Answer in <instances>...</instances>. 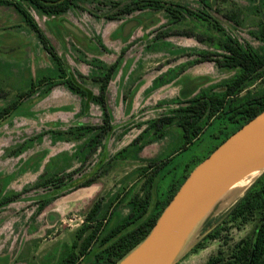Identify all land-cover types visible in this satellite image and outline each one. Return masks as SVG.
<instances>
[{
    "label": "rangeland",
    "instance_id": "rangeland-1",
    "mask_svg": "<svg viewBox=\"0 0 264 264\" xmlns=\"http://www.w3.org/2000/svg\"><path fill=\"white\" fill-rule=\"evenodd\" d=\"M8 1L32 15L66 76L93 95L99 96L105 73L119 64L106 95L112 128L104 132L101 104L87 102L60 79L40 86L46 75L57 78L58 63L22 15L0 4V264H62L96 201L98 219L108 213L111 228L128 218L134 199L151 191L155 203L187 167L207 156L212 132L225 120L184 148L180 109L202 91H221L217 86L235 75L215 60L229 38L261 48L255 33L264 25V0H159L176 9L179 20L165 9L117 15L122 6L113 2L131 0H80L59 17ZM133 20L141 25L122 37ZM65 22L85 37L66 32ZM261 85L247 90L256 93ZM163 118L173 121L164 126L158 123ZM259 176L220 198L191 232L176 264H206L252 234L254 221L205 239ZM95 177L94 185L75 188ZM198 243L202 247L192 252Z\"/></svg>",
    "mask_w": 264,
    "mask_h": 264
},
{
    "label": "trees",
    "instance_id": "trees-1",
    "mask_svg": "<svg viewBox=\"0 0 264 264\" xmlns=\"http://www.w3.org/2000/svg\"><path fill=\"white\" fill-rule=\"evenodd\" d=\"M22 1L28 2L34 10L44 15L59 17L66 14L80 0ZM0 4L13 6L22 15L25 23L36 32L46 51L58 63L57 78L51 79L46 75L43 77L40 86L48 83L53 84L57 82V79H60V82L66 84L75 94L81 96L87 102L101 104L105 110V124L101 129L104 132L110 131L112 127L109 122V113L106 110L107 87L116 75L119 64L113 65L105 73L99 96L93 95L91 91L72 76H66V71L61 65L59 57L48 44L46 37L32 15L21 3L0 0ZM113 5L115 8L122 6L117 15L132 14L145 9H165L175 20L180 18L176 9L165 7L159 0H131L128 5H122L120 2H113ZM108 18L115 19L116 16L112 15ZM140 25L139 23L137 27ZM63 29L70 32L65 26H63ZM255 36L262 43L259 49H255L250 45L243 46L237 40L229 38L222 46L225 53L215 60L220 68L232 69L235 71V75L225 83L217 86L221 91H202L199 95L187 99L185 101L186 106L180 109L181 115H179L177 124L183 130L184 148L198 141V139L201 140L203 134L207 133L217 120H225L212 132V134L214 132L216 134L214 140L210 143L212 147L207 156L199 160L194 166L187 167L188 169H185V174L181 179L170 185L166 195L163 197L157 195L155 203H153V193L151 191L146 198L134 199L128 218L111 228H107L109 221L106 216L108 213L102 219H98L101 201H96L87 213L86 221L72 243L71 253L63 260L62 264L82 262L81 260L89 254H92V256L86 264H119L147 238L164 209L195 167L210 156L231 135L264 111V25L260 28L259 33H255ZM258 82L262 84V87L256 93L247 90ZM246 90L247 92L243 95ZM25 95V93L21 95V99H24ZM172 121V118H163L158 123L163 124L164 122V126H166ZM230 125L232 127L228 128ZM81 129L91 130L89 127ZM96 182V177L90 178L75 188L89 187ZM151 205H153V209L150 211ZM252 221L255 222V225L251 235L244 237L228 249L223 247L216 255L210 257L206 264H264V172L233 208L221 218L217 226L205 239H219L224 232L229 231L231 228L239 229ZM209 226H211L210 223ZM224 243L228 245V239L224 240ZM202 244L198 243L192 249V252L197 251L202 247ZM94 247H97L95 253L92 252Z\"/></svg>",
    "mask_w": 264,
    "mask_h": 264
},
{
    "label": "water",
    "instance_id": "water-1",
    "mask_svg": "<svg viewBox=\"0 0 264 264\" xmlns=\"http://www.w3.org/2000/svg\"><path fill=\"white\" fill-rule=\"evenodd\" d=\"M139 21L128 22V37ZM65 28L80 38L71 23ZM264 172V111L195 167L158 218L147 238L119 264H176L191 232L225 193L248 176Z\"/></svg>",
    "mask_w": 264,
    "mask_h": 264
},
{
    "label": "bare ground",
    "instance_id": "bare-ground-1",
    "mask_svg": "<svg viewBox=\"0 0 264 264\" xmlns=\"http://www.w3.org/2000/svg\"><path fill=\"white\" fill-rule=\"evenodd\" d=\"M252 176H254V174L251 175V176H248L247 178L243 179L242 181H245V180H247V179L249 180V178L252 177ZM249 183H250V182H249ZM238 184H239V183H238ZM236 186H237V185H236ZM236 186H234V187L237 188ZM234 187H233V188H234ZM229 191L232 192V190H229ZM231 192H229V193H231ZM228 195H229V194H228Z\"/></svg>",
    "mask_w": 264,
    "mask_h": 264
}]
</instances>
